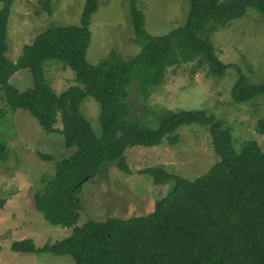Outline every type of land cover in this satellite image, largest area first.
Masks as SVG:
<instances>
[{"label": "trees", "instance_id": "1", "mask_svg": "<svg viewBox=\"0 0 264 264\" xmlns=\"http://www.w3.org/2000/svg\"><path fill=\"white\" fill-rule=\"evenodd\" d=\"M12 1L0 0V111H27L44 132L61 134L63 145L73 150L59 157L36 151L42 160H54V172L42 175L33 193L43 218L70 228V233L41 247L30 238L15 240L11 249L69 254L73 264H163L157 260L158 254L190 249L209 251L227 264H264V149L255 140H245L236 151L230 129L204 109L147 104L170 67L191 63V72L204 66L212 76H224L234 64L220 61L208 35L249 10L264 15V0H189L184 23L158 35L145 30L144 15L131 0L132 40L139 51L123 58L110 50L96 64L86 60V50L90 17L98 0L84 1L78 24L50 25L34 34L22 46L20 58L10 62L5 52ZM37 2L51 12L50 0ZM48 61L60 63L57 66L61 69L69 68L75 83L55 91L45 77ZM23 68L29 71L30 84L19 90L9 78ZM236 69L230 88L233 101L246 103L264 94V81L251 83L239 67ZM133 78L142 99L135 111L125 101ZM87 97L99 106V135L81 112ZM193 123L207 126L217 156L205 173L188 180L160 166L142 168L139 173L150 175L155 186L169 187L151 211L129 217H87L78 224L82 182L97 175L103 164L132 173L126 162L127 149L153 147L164 138L174 144L176 130ZM255 127L264 132V116L257 118ZM8 152L7 143L0 141V161ZM84 176L88 177L73 188ZM3 202L1 199L0 206ZM209 264L218 263L214 260Z\"/></svg>", "mask_w": 264, "mask_h": 264}, {"label": "rangeland", "instance_id": "2", "mask_svg": "<svg viewBox=\"0 0 264 264\" xmlns=\"http://www.w3.org/2000/svg\"><path fill=\"white\" fill-rule=\"evenodd\" d=\"M85 0H50L51 12L44 11L37 0H13L7 22V50L10 62L18 60L22 46L34 34L50 25L78 24ZM131 0H98L91 14L90 41L86 60L96 64L110 50L123 58L139 51L133 42V30L128 14ZM144 15V28L152 35L164 34L184 23L189 0H134ZM220 61L234 64L224 76H212L204 66L191 72V63H182L167 70L164 81L147 100L149 106L168 109H204L230 129L232 146L239 151L245 140H255L264 149V132L256 130V120L264 116V94L250 102L238 104L232 100L230 88L239 67L251 83L264 81V15L249 10L247 14L229 21L228 26L208 35ZM47 64H51L47 66ZM55 64V65H52ZM56 61L45 64V77L60 92L75 83L69 69H61ZM47 66V67H46ZM19 90L30 84L25 68L9 78ZM125 101L137 110L142 101L133 78L126 89ZM81 112L96 135L101 133L99 106L91 97L83 100ZM177 141L171 144L164 138L153 147H133L126 151V162L132 173L125 174L113 166H101L93 178L81 183L78 193L80 210L78 224L87 217L104 218L110 215L129 217L151 211L154 202L168 191L167 184L155 186L151 176L139 173L149 166L163 167L167 172L193 180L205 173L217 160L212 150L207 126L182 125L176 130ZM0 141L8 146V156L0 161V264H73L69 254L47 251L21 252L11 249L15 240L30 238L36 247L52 244L67 236L70 228L47 222L37 211L33 193L40 186L42 175L54 172V160H42L36 151L66 156L73 149L63 145V136L44 132L36 119L23 109L0 111ZM163 264H227L209 251L190 249L160 253Z\"/></svg>", "mask_w": 264, "mask_h": 264}, {"label": "water", "instance_id": "3", "mask_svg": "<svg viewBox=\"0 0 264 264\" xmlns=\"http://www.w3.org/2000/svg\"><path fill=\"white\" fill-rule=\"evenodd\" d=\"M119 135V132H117L116 133V137ZM88 176H84L83 178H81L78 182H76L75 184H74V186H73V188L74 187H76L78 184H80L84 179H86Z\"/></svg>", "mask_w": 264, "mask_h": 264}]
</instances>
